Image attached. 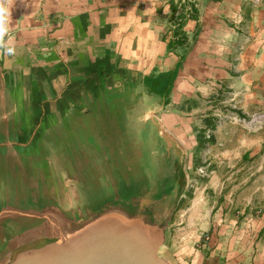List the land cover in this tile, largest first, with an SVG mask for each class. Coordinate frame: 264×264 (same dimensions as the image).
<instances>
[{
  "label": "crops",
  "instance_id": "obj_1",
  "mask_svg": "<svg viewBox=\"0 0 264 264\" xmlns=\"http://www.w3.org/2000/svg\"><path fill=\"white\" fill-rule=\"evenodd\" d=\"M256 1L0 0V180L30 169L74 176L108 143L118 149L115 168L139 129L171 130L158 118L166 101L190 95L202 75L229 81V46L238 39L231 19L251 37L239 81L260 84L264 0ZM171 71L166 92L150 87L166 84ZM170 241L169 233L178 264H251L215 251L203 258Z\"/></svg>",
  "mask_w": 264,
  "mask_h": 264
},
{
  "label": "water",
  "instance_id": "obj_2",
  "mask_svg": "<svg viewBox=\"0 0 264 264\" xmlns=\"http://www.w3.org/2000/svg\"><path fill=\"white\" fill-rule=\"evenodd\" d=\"M114 147L90 152L74 176L30 169L0 180V264H178L167 245L187 182L182 145L149 126L120 146L128 166L161 160L174 170L148 198L110 166Z\"/></svg>",
  "mask_w": 264,
  "mask_h": 264
},
{
  "label": "rangeland",
  "instance_id": "obj_3",
  "mask_svg": "<svg viewBox=\"0 0 264 264\" xmlns=\"http://www.w3.org/2000/svg\"><path fill=\"white\" fill-rule=\"evenodd\" d=\"M230 23L238 39L229 46V81L194 78L190 95L166 101L158 114L186 157V188L168 230L184 252L253 264L264 262V79L240 83L236 66L251 37L240 20Z\"/></svg>",
  "mask_w": 264,
  "mask_h": 264
},
{
  "label": "flooded vegetation",
  "instance_id": "obj_4",
  "mask_svg": "<svg viewBox=\"0 0 264 264\" xmlns=\"http://www.w3.org/2000/svg\"><path fill=\"white\" fill-rule=\"evenodd\" d=\"M151 120H153V122L156 121L154 118H151ZM151 127L153 129L155 128L153 126ZM162 131L166 135L169 134L179 144L181 143V140L176 136L173 131L165 127ZM114 163L119 177L123 179L127 184L131 181L139 183V186L135 189V191L145 198L156 194L160 190L162 185V179H171L174 175V170L172 168H164L161 160H155L153 165L148 164V162L144 160L139 165L136 164L134 166H128L122 158H117ZM180 200L181 198L179 199L177 206ZM167 203L168 199H165L164 201L159 203V205L161 206V210ZM175 211L176 209H174L171 217L173 216Z\"/></svg>",
  "mask_w": 264,
  "mask_h": 264
},
{
  "label": "trees",
  "instance_id": "obj_5",
  "mask_svg": "<svg viewBox=\"0 0 264 264\" xmlns=\"http://www.w3.org/2000/svg\"><path fill=\"white\" fill-rule=\"evenodd\" d=\"M173 77H174V72L173 71H171L170 72V74L168 75V79H167V83L166 84H164L163 86H160V84L158 83V85H153L152 84V86L150 85V87L153 89V90H155V91H158V93H164V92H166L168 89H169V87L171 86V79H173ZM164 78V77H163ZM162 78V79H163ZM165 87V88H164ZM168 87V88H167ZM200 137V136H199ZM247 154V152H245L242 156H244V155H246Z\"/></svg>",
  "mask_w": 264,
  "mask_h": 264
}]
</instances>
